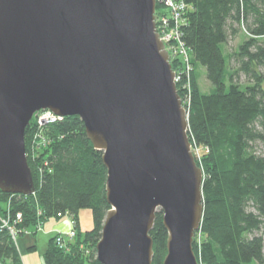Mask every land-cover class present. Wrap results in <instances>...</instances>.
I'll return each instance as SVG.
<instances>
[{"label":"water","instance_id":"95a60500","mask_svg":"<svg viewBox=\"0 0 264 264\" xmlns=\"http://www.w3.org/2000/svg\"><path fill=\"white\" fill-rule=\"evenodd\" d=\"M157 0H0V189L36 192L26 128L41 110L77 115L103 151L111 208L102 264H153L157 212L169 234L162 264H200L204 170L189 136Z\"/></svg>","mask_w":264,"mask_h":264},{"label":"trees","instance_id":"16d2710c","mask_svg":"<svg viewBox=\"0 0 264 264\" xmlns=\"http://www.w3.org/2000/svg\"><path fill=\"white\" fill-rule=\"evenodd\" d=\"M188 2L192 9L183 39L193 64L189 136L200 148L195 157L205 178V211L194 250L200 264H264V0ZM240 34L246 38L228 51L227 44ZM198 65L214 85L207 92L201 90ZM178 92L183 98L179 84ZM30 122L25 143L37 189L29 196L0 189V264H24L10 225L20 233H37L40 223L67 211L77 219V234L68 249L57 244L54 234L46 264H102L96 245L111 208L103 151L88 139L83 120L69 115L48 124L43 137L49 143L36 156L32 141L38 121L34 116ZM84 208L94 218L93 228L85 231L79 216ZM163 215L157 212L151 231L153 264H162L167 253Z\"/></svg>","mask_w":264,"mask_h":264},{"label":"built area","instance_id":"2783aa9c","mask_svg":"<svg viewBox=\"0 0 264 264\" xmlns=\"http://www.w3.org/2000/svg\"><path fill=\"white\" fill-rule=\"evenodd\" d=\"M155 19H156V30L159 33L160 40L164 42L165 49L169 51L170 62L176 59L178 70L176 72V83L180 85L182 92L185 94L186 101L183 102L188 108L192 98L191 88L192 83L190 82V75L192 73V55L191 51L188 48L187 42L184 37L185 26L189 22V15L192 9L188 0H157ZM173 64V62H172ZM187 75V78H185ZM36 120L38 121L36 134L32 141L33 152L36 156L37 150L40 149L43 145L48 144L49 142L43 137L45 128L50 123L58 122V120L63 119L61 115H56L51 110H41L35 115ZM193 151L197 155L200 153V148L193 146ZM59 218L63 216L68 217V225L70 227L69 231L64 233H57L55 239H57V244L61 248L68 249L69 240H73L74 236L77 234V219L69 211L58 213ZM22 214L17 215V219L20 220ZM5 225H9L8 221H4ZM43 223L38 225V228H42ZM10 230L14 237L20 233V230H17L15 226L10 225Z\"/></svg>","mask_w":264,"mask_h":264},{"label":"rangeland","instance_id":"374dc122","mask_svg":"<svg viewBox=\"0 0 264 264\" xmlns=\"http://www.w3.org/2000/svg\"><path fill=\"white\" fill-rule=\"evenodd\" d=\"M243 34L237 36L236 39H232L227 44L228 51H234L237 49V46L245 39ZM198 81L200 82V87L203 92L211 90L214 86L211 81L207 78V71L201 65H198ZM183 102L186 101V97L182 98ZM260 151L264 153V143L260 146ZM80 227L82 229L88 230L93 228L94 218L92 216V211L89 208H84L80 211ZM68 217L63 216L59 218L57 216H52L45 224L43 223L42 228H39L37 233L32 229L26 231L25 233H20L16 236V241L18 245V250L22 255L24 264H46L44 260V254L50 242V238L53 234L64 233L69 231L70 227L68 225ZM86 264H90L88 261Z\"/></svg>","mask_w":264,"mask_h":264},{"label":"crops","instance_id":"0c3cea01","mask_svg":"<svg viewBox=\"0 0 264 264\" xmlns=\"http://www.w3.org/2000/svg\"><path fill=\"white\" fill-rule=\"evenodd\" d=\"M54 235V234H53Z\"/></svg>","mask_w":264,"mask_h":264}]
</instances>
